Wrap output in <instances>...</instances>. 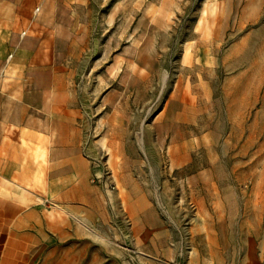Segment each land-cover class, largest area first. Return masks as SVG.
Masks as SVG:
<instances>
[{"label":"rangeland","instance_id":"1","mask_svg":"<svg viewBox=\"0 0 264 264\" xmlns=\"http://www.w3.org/2000/svg\"><path fill=\"white\" fill-rule=\"evenodd\" d=\"M224 1L0 0V105L43 108L74 178L52 195L89 203L85 235L44 225L38 264H264V0L215 26Z\"/></svg>","mask_w":264,"mask_h":264},{"label":"crops","instance_id":"2","mask_svg":"<svg viewBox=\"0 0 264 264\" xmlns=\"http://www.w3.org/2000/svg\"><path fill=\"white\" fill-rule=\"evenodd\" d=\"M10 107L7 111L0 105V264H38L47 248L44 215L50 210L44 211V204L52 198L44 194L46 183L40 178L39 147L43 136L47 135L41 114L44 111L26 102ZM67 112H73L72 108L67 107ZM51 148L48 192L61 175L56 155L61 149L56 145Z\"/></svg>","mask_w":264,"mask_h":264},{"label":"bare ground","instance_id":"3","mask_svg":"<svg viewBox=\"0 0 264 264\" xmlns=\"http://www.w3.org/2000/svg\"><path fill=\"white\" fill-rule=\"evenodd\" d=\"M240 2H241V0H227V1H224V2H221V3H219V4H215L214 5V11H216L215 9H221L222 8V10H225V9H227V7H232L233 5H234V3H235V5L238 7V5L240 4ZM260 3H262L260 0H258V1H256V3H254L255 5L252 7V8H250V12L252 11V12H256V11H258V9H259V7H260ZM206 7V6H205ZM204 7V8H205ZM262 8V7H261ZM261 8H260V10H261ZM207 9V8H206ZM204 10V9H203ZM202 10V11H203ZM207 11V10H206ZM213 11V12H214ZM204 12V11H203ZM218 13H217V15H216V17L214 16V19H213V25H215V26H218L220 23H221V18H222V16H223V12H221V10L220 11H217ZM251 12V13H252ZM205 13V12H204ZM203 13V14H204ZM16 14V13H15ZM202 15V14H201ZM206 15V14H205ZM248 15H249V13H248ZM254 16V15H253ZM250 17V16H249ZM202 18V17H201ZM253 18V17H252ZM19 19V18H18ZM203 19H205V18H203ZM207 19V18H206ZM251 19V18H250ZM209 21H210V18L208 19ZM208 20H206L205 22H207ZM254 20V19H253ZM133 21V20H132ZM204 21V20H203ZM200 23H202V21H199ZM199 24V23H198ZM198 24H197V26H198ZM207 24H211V23H207ZM201 26H203L202 24H200ZM205 25H206V23H205ZM246 25V24H245ZM15 26V25H14ZM17 26V25H16ZM19 26V25H18ZM23 27V26H22ZM20 28V27H19ZM211 28V27H210ZM205 30V29H204ZM19 31V30H18ZM199 32V31H198ZM203 32V31H202ZM205 32V31H204ZM212 32V31H211ZM28 33H31V32H28ZM134 33V32H133ZM36 34V33H35ZM210 34H212V33H210ZM40 36V35H39ZM133 36V35H132ZM213 37V36H212ZM154 39V38H153ZM217 39H218V37H217ZM192 43H189L188 45H187V57L188 58H190V56H191V54H190V50H191V47H192ZM152 46H153V44H152ZM247 46V45H246ZM17 52H18V54L20 53V54H22V55H25V51H23V50H21V51H18V50H16ZM1 53V52H0ZM3 53V52H2ZM12 53V52H11ZM10 55V54H9ZM14 56H15V53L13 52V54H11L10 55V58H9V60L11 61L13 58H14ZM217 56V55H216ZM216 56H215V54L209 49V50H206L205 51V57H206V61L208 62V63H212V65H213V63H215L216 62V60H217V58H216ZM122 58H124V57H122ZM16 59V58H15ZM14 59V60H15ZM120 60V59H119ZM119 62V61H118ZM121 63V62H120ZM47 64V63H46ZM113 65V64H112ZM215 65V64H214ZM132 66V65H131ZM111 68V67H110ZM113 68V67H112ZM114 71H116V69H117V67H115V65H114ZM112 69V70H113ZM121 69V68H120ZM109 72H111V71H109ZM112 73V72H111ZM114 73V72H113ZM116 74V73H115ZM51 76H49V75H45V77H46V80H47V82H49V80H50V77H52V73L50 74ZM257 76V75H256ZM10 79V78H9ZM13 79V78H12ZM6 80V79H5ZM14 80V79H13ZM21 80V79H20ZM166 80V79H165ZM164 80V81H165ZM179 80V79H178ZM0 81H2V79L0 78ZM7 81V80H6ZM16 81V80H15ZM180 81H182V80H180ZM8 83H9V81H8ZM181 83V82H180ZM5 84H7V83H5ZM4 84V85H5ZM10 85V87H11V84H9ZM182 85V84H181ZM9 87V88H10ZM8 88V89H9ZM183 89V88H182ZM2 90H4V89H2ZM181 90V89H180ZM6 91H7V89H6ZM20 93H21V91H20ZM21 96V95H20ZM196 98V97H195ZM171 99H173V98H171ZM170 99V100H171ZM175 101V100H174ZM183 103V102H182ZM178 104V103H177ZM49 105H50V103H49ZM53 105V104H52ZM51 105V107L54 109V107L55 106H52ZM64 107V106H63ZM56 108H61L60 106H56ZM65 108V107H64ZM170 108V107H169ZM179 108V107H178ZM72 109H74V108H72ZM166 110V109H165ZM58 112V111H57ZM170 112V111H169ZM62 113V112H61ZM166 114V113H165ZM75 116V115H74ZM39 118V117H38ZM35 119H37V118H35ZM32 120H34V118L32 119ZM35 121V120H34ZM58 121V120H57ZM39 122V121H38ZM54 122H56V121H54ZM158 122V121H157ZM30 123V122H29ZM53 123V122H52ZM60 123V122H59ZM9 124V123H8ZM27 124V123H26ZM35 124V123H34ZM55 124V123H54ZM14 125V124H13ZM36 125V124H35ZM114 125V124H113ZM8 126V125H7ZM16 126V125H15ZM19 126V125H18ZM55 126V125H54ZM59 126V125H58ZM69 126V125H68ZM159 126V125H158ZM157 126V127H158ZM35 128H37V127H35ZM40 128V127H39ZM50 128V127H49ZM59 128V127H58ZM61 128V127H60ZM112 128V127H111ZM163 128V127H162ZM7 129V128H6ZM55 129V128H54ZM165 129V128H164ZM68 130V129H67ZM262 130H263V128H262ZM6 131V130H5ZM76 131V130H75ZM117 131V130H116ZM44 132H46V131H44ZM60 133V132H59ZM57 134V133H56ZM71 134V133H70ZM53 135H55V134H52V136ZM1 137V136H0ZM55 137H56V135H55ZM59 137V136H58ZM65 137V136H64ZM57 139V138H56ZM56 139H55V142H58V141H60V140H58L57 139V141H56ZM61 139V138H60ZM66 141V140H65ZM58 144V143H57ZM108 149H109V151H110V153H111V155H112V160H113V164H117V149H116V146L114 145H110V142L109 141H107V139L106 140H104V143H103ZM54 145H56V144H54ZM60 145H62V144H60ZM184 146H186V143L184 144ZM163 148H164V146H163ZM173 150L174 149H176V147L175 146H173V148H172ZM87 150V149H86ZM92 152V151H91ZM4 153V152H3ZM98 153V152H97ZM39 155H40V157L42 158V164H41V179L43 180V183H46L45 184V187H44V194L46 195V196H48L49 198L50 197H54V195H52V194H54V193H56L57 192V190L59 189V187H60V185H69L70 183H71V181L74 179L73 177H71V178H67V177H64V178H60V179H58V180H55L53 183V185L51 186V188H50V190H49V192H48V187H47V180H48V177H47V175H48V172H49V169H50V165L51 164H49L50 163V159H49V155L51 156L52 155V148H51V141H50V139H49V136L48 135H44L43 136V138H42V140H41V144H40V147H39ZM81 155V154H80ZM74 156V155H73ZM80 157H83V156H80ZM121 158V157H120ZM76 159V158H75ZM77 159H79L80 160V158H77ZM61 160H63V159H61ZM66 160V159H65ZM64 160V161H65ZM71 160V159H70ZM78 161V160H77ZM67 162V161H66ZM53 163H55V162H53ZM77 163V162H76ZM83 163H84V160H83ZM73 164H75V162L73 163ZM80 164H82L81 162H80ZM83 165V164H82ZM81 165V166H82ZM87 165V164H86ZM4 166H5V164H4ZM56 166V165H55ZM80 166V165H79ZM81 166H80V168H81ZM53 168V167H52ZM56 168V167H55ZM22 170V169H21ZM80 170H83V169H80ZM81 172V171H80ZM213 172V171H212ZM205 173H206V171H205ZM64 174V173H63ZM78 174H80V173H78ZM123 174V173H122ZM114 176H115V178L119 181V178H120V174H119V172L117 171V170H115V172H114ZM208 177V176H207ZM4 178V177H3ZM85 178V177H84ZM85 180V179H84ZM83 181V180H82ZM84 182V181H83ZM86 183V182H85ZM120 184V183H119ZM207 184H208V182H207ZM76 185H72L69 189L67 188L66 190H65V192L64 193H62V194H66V195H63V197L64 196H66V198L67 199H71L70 200V202L71 201H73L76 197H75V195H77V198L80 200V203L81 204H79V205H77L76 206V204H73V202H71V203H68V204H66V205H61V204H56L57 206H58V209L56 210V208L55 209H53V210H51V211H49V212H47V213H45V223H46V225L51 229V231H55V233L57 232L58 234V236L59 237H65L66 235H68L69 234V229L72 227L73 228V230L75 231V233L76 234H78V235H80V236H82V235H85V234H87L88 233V231L90 230L89 229V224H88V220H89V211H88V198L83 194V192L84 191H81V189H79V188H77V187H75ZM23 187V186H22ZM213 188V187H212ZM28 190V189H27ZM89 190V189H88ZM121 190H122V187H121ZM210 190V189H209ZM32 191H34L33 189H32ZM87 190L85 189V192H86ZM29 192H30V190H29ZM263 192H264V182H263V184H262V182L260 183V191H258V197L261 195V196H263L264 194H263ZM39 193V192H38ZM32 194V193H31ZM41 194V193H40ZM59 194V193H58ZM57 196H59V199L61 198H63V197H61L60 195H57ZM57 196H55V197H57ZM54 197V198H55ZM264 197V196H263ZM13 199V198H12ZM53 199V198H52ZM64 199V198H63ZM256 200H257V198H256ZM136 201V200H135ZM49 202V201H48ZM2 203H4V201L2 202ZM24 203V202H23ZM38 203V202H37ZM88 203V204H87ZM19 204V203H18ZM86 204H87V206H86ZM29 205V204H28ZM31 205V204H30ZM55 205V206H56ZM4 207V206H3ZM26 207V206H25ZM48 208V207H47ZM25 209V208H24ZM256 209V208H255ZM43 211V210H42ZM19 215V214H18ZM21 215V214H20ZM14 216V215H13ZM16 216V215H15ZM2 218V217H1ZM12 218V217H11ZM10 218V219H11ZM15 218V217H14ZM38 220H40V219H38ZM37 220V221H38ZM2 221V220H1ZM32 221V220H31ZM39 223V221L37 222V224ZM28 224H29V222H28ZM30 225V224H29ZM40 225V224H39ZM203 226L206 228L207 227V225H206V223L204 222V224H203ZM10 226H8V228H9ZM36 228V227H35ZM48 228V229H49ZM14 229H16V228H14ZM71 232V231H70ZM33 233V232H32ZM208 233H209V231H208ZM30 234V233H29ZM34 234V233H33ZM209 235L212 237V235H211V233H209ZM53 236V235H52ZM54 237V236H53ZM67 237V236H66ZM55 238V237H54ZM28 239H29V237H28ZM31 239V238H30ZM49 239V238H48ZM68 239V238H67ZM66 240V239H65ZM52 241V240H51ZM27 242V241H26ZM214 243V242H213ZM43 245V244H42ZM32 247V246H31ZM55 247V246H54ZM27 248H29V247H27ZM30 249V248H29ZM31 251H33V250H31ZM36 251V250H35ZM51 251V250H50ZM44 252V251H43ZM39 254V253H38ZM48 254V253H47ZM40 255V254H39ZM50 256H51V254H50ZM72 258H73V260L76 258V256H72ZM69 261V260H68ZM26 264H28V263H26ZM44 264V263H43ZM60 264H66V262H64V261H62V263H60Z\"/></svg>","mask_w":264,"mask_h":264}]
</instances>
